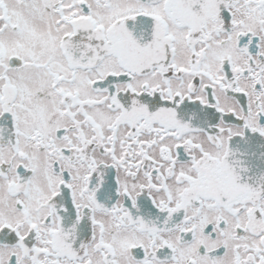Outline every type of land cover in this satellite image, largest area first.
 Returning a JSON list of instances; mask_svg holds the SVG:
<instances>
[{
  "label": "snow or ice",
  "instance_id": "obj_1",
  "mask_svg": "<svg viewBox=\"0 0 264 264\" xmlns=\"http://www.w3.org/2000/svg\"><path fill=\"white\" fill-rule=\"evenodd\" d=\"M0 264H264V0H0Z\"/></svg>",
  "mask_w": 264,
  "mask_h": 264
}]
</instances>
